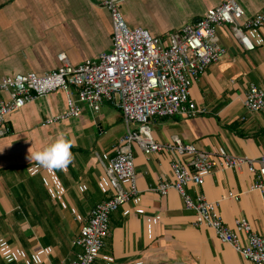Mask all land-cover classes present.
Returning a JSON list of instances; mask_svg holds the SVG:
<instances>
[{"label": "crops", "instance_id": "crops-1", "mask_svg": "<svg viewBox=\"0 0 264 264\" xmlns=\"http://www.w3.org/2000/svg\"><path fill=\"white\" fill-rule=\"evenodd\" d=\"M224 1L122 0L121 11L129 26L167 38ZM238 2L245 18L264 8V0ZM101 3L0 0V78L49 72L60 66L61 53L77 65L110 51L112 21ZM218 33L227 55L191 87V97L208 113L157 119L153 136L167 142L175 135L205 150L223 145L257 158L264 153V112L248 113L243 98L251 83L264 88V26L246 32L253 50L245 49L230 25ZM66 104L65 92L49 93L7 117L10 133L0 127V264H65L77 251L72 242L90 210L110 196L105 165L126 132L122 113L108 101L99 111L82 103L80 117L44 124ZM57 136L73 144L65 168L45 169L28 159V150H40ZM132 149L139 194L111 215L107 246L94 264H254L211 228L193 226L194 212L184 208L176 190L163 197L152 189L170 172L168 155ZM253 180L247 168L218 170L205 177L199 191L217 202L226 224L246 217L264 235V189L248 190ZM232 191L240 198L228 197Z\"/></svg>", "mask_w": 264, "mask_h": 264}, {"label": "built area", "instance_id": "built-area-1", "mask_svg": "<svg viewBox=\"0 0 264 264\" xmlns=\"http://www.w3.org/2000/svg\"><path fill=\"white\" fill-rule=\"evenodd\" d=\"M122 0H102L112 21V47L97 59L72 64L66 54L58 55L60 66L44 74L19 73L0 78V127L10 133L6 119L31 101L55 91L67 94L66 109L48 117L53 125L80 117L82 103L99 111L105 101L120 110L126 132L115 145V155L105 165L110 196L95 204L72 244L77 248L65 264H94L107 246L110 218L122 205L139 194L133 145L150 155L170 157V172H164L152 187L163 197L176 190L187 211L194 212L193 226L211 228L224 243L254 264H264V235L257 233L248 218L237 217L230 226L223 220L217 202L199 189L205 177L218 170L247 168L254 176L248 190L264 189V153L257 158L231 152L221 145L205 150L185 143L178 136L170 141L154 139L157 119L175 115L193 117L208 113L191 97L194 82L212 64L222 61L227 50L219 42V27L230 25L247 50L255 45L246 32L264 26V8L245 18L238 0H226L208 9L204 17L172 32L167 38L153 36L147 29L131 27L121 11ZM248 113L264 112V88L251 83L243 98ZM137 123L132 128L131 123ZM198 192L192 194L190 188ZM241 193L229 192L239 199Z\"/></svg>", "mask_w": 264, "mask_h": 264}, {"label": "clouds", "instance_id": "clouds-1", "mask_svg": "<svg viewBox=\"0 0 264 264\" xmlns=\"http://www.w3.org/2000/svg\"><path fill=\"white\" fill-rule=\"evenodd\" d=\"M72 147L70 140L57 136L54 141L40 150H28V159L45 169H63L73 159Z\"/></svg>", "mask_w": 264, "mask_h": 264}, {"label": "rangeland", "instance_id": "rangeland-1", "mask_svg": "<svg viewBox=\"0 0 264 264\" xmlns=\"http://www.w3.org/2000/svg\"><path fill=\"white\" fill-rule=\"evenodd\" d=\"M124 123H125V122H124ZM138 126H139V125H138L137 123H133V122L131 123V127H132V128H134V127L137 128ZM125 127H126V123H125Z\"/></svg>", "mask_w": 264, "mask_h": 264}]
</instances>
